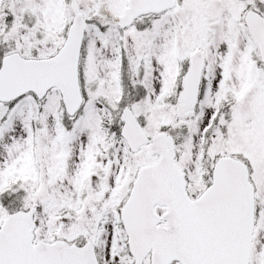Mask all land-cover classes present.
<instances>
[{
	"label": "snow or ice",
	"instance_id": "1",
	"mask_svg": "<svg viewBox=\"0 0 264 264\" xmlns=\"http://www.w3.org/2000/svg\"><path fill=\"white\" fill-rule=\"evenodd\" d=\"M0 264H264V0H0Z\"/></svg>",
	"mask_w": 264,
	"mask_h": 264
}]
</instances>
